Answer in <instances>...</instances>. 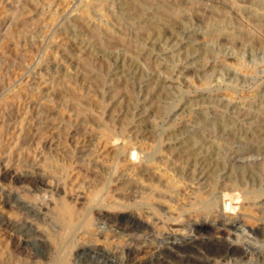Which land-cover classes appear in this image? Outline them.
Instances as JSON below:
<instances>
[{"label":"rangeland","instance_id":"1","mask_svg":"<svg viewBox=\"0 0 264 264\" xmlns=\"http://www.w3.org/2000/svg\"><path fill=\"white\" fill-rule=\"evenodd\" d=\"M125 1L0 0V174L2 166L17 173H40L39 162L46 155L54 156L60 167L74 161L66 183L59 173L50 175L48 181L51 188L60 184L62 195L75 199L79 224L89 220V226L65 232L53 211L42 209L44 218L32 224L44 232L52 253L41 255L42 245L33 239L23 243L12 228L31 222L8 205L12 200L34 213L39 201L27 185L1 175L0 260L114 264L97 252L104 249L111 259L123 261L127 233L88 211L98 205L93 195L110 178L116 181L97 198L115 218L126 213L129 204L136 207L131 203L140 200L139 192L146 196L143 191L150 189L151 182L167 186L177 179L173 169L182 164L175 149L183 139L205 138L204 143L217 151H226L221 148L225 140L245 147L255 144L259 136L264 145V0H142L130 9ZM150 22L152 27L145 28ZM63 94L77 98L91 113L90 123L80 132L63 127L67 121L76 124L83 116L60 103L56 96ZM42 106L46 113H41ZM108 127L121 137L115 140ZM134 141L135 147L143 145V156L156 153L146 167L153 180L139 178L137 171L146 166L145 158L135 166L136 161L128 157ZM65 153L70 155L68 161L62 160ZM224 156L223 170L213 173L212 179L221 183L224 173L227 182L231 175L240 180L243 199L234 214L239 221L231 230L221 235L215 231L218 217L190 211L181 219L198 224L201 218L208 225L203 231L193 227L191 233L182 229L184 223L174 224L173 217L187 201L184 194L197 190L199 184L187 181L186 191L179 182L178 193L183 192L179 196L158 185L157 198L145 199L139 203L143 212L136 211L153 226L146 243L166 246L226 239L246 255L214 264H264V234L257 233L264 225V198H253L252 192L256 189L264 194V164L248 167L240 160L232 162L226 152ZM128 180L140 186L133 200H128ZM49 188L48 198L58 196ZM224 212L227 217L230 210ZM69 241L73 245L67 248ZM87 241L93 250L81 254L78 246ZM35 251L38 256L32 257ZM150 251L148 247L138 260H147Z\"/></svg>","mask_w":264,"mask_h":264},{"label":"bare ground","instance_id":"2","mask_svg":"<svg viewBox=\"0 0 264 264\" xmlns=\"http://www.w3.org/2000/svg\"><path fill=\"white\" fill-rule=\"evenodd\" d=\"M139 1L142 2V0H126L124 2V4H125V6L127 5L126 8L130 9L132 3H138ZM152 1L154 2V0H152ZM149 2H151V1L149 0ZM121 3H123V2H121ZM152 4H154V3H152ZM16 10H17V8H16ZM154 13H155V11H154ZM262 20H263V18H262ZM146 21H148V20H146ZM144 27L147 29L148 28L150 29L152 27L151 22L147 24V27L146 26H144ZM56 97L58 98V100L61 101L60 103L63 106L75 108L79 113L83 114V116H81L82 118L80 119V121H77L76 124H73L72 122H69V121L65 122L63 124L64 129L72 128L73 131H76V132L82 131L83 126H85V124H89L91 121V113L87 112V110H86L88 108H86L85 106L80 104V102L77 101V98H75L74 96H71L69 94L57 95ZM41 111H42L41 113L47 112L45 106H42ZM92 124H94V123H92ZM142 129H145V128L143 127ZM108 130L112 132V134H113L112 136L114 137L115 140H117L121 137L120 134L113 131V129H111L110 127H108ZM172 130H174V129H172ZM140 131H138V132L136 131V132L139 133ZM220 131L224 132L225 129L221 128ZM143 133L145 135V130H143ZM187 134H189V132H187ZM140 135H141V133H140ZM190 135H192V134H190ZM253 135H251L250 137H252ZM170 136H171V134H170ZM175 136H176V134H175ZM144 137L142 136L143 139H144ZM171 137L173 138V136H171ZM194 137H195V134H194ZM134 138H136V136H134ZM167 138H168V136H167ZM198 138L199 137H197L195 139L197 140ZM195 139H193V141H191L189 139H183L180 144L179 143L176 144V145H178V144L180 145L175 150H177L176 153L178 155L179 160L181 161L182 166L180 168L173 169L176 172L177 179L176 180L172 179L170 183L167 182L169 185H167V186L163 185L162 186L161 183L156 185L155 183L151 182L150 183L151 184L150 189L143 191V194L146 193V196H142V194H141V196H139V193H140L139 192L140 191L139 183L136 180H128V200L135 199L134 198L135 193H137V192H139V193L137 194L136 197L140 198V200L136 201L134 203H131V204H134V206H136V207H131L132 205L129 204L128 205V211H126V213H124V214L120 213L115 218L112 217L110 214L112 211H110L108 208L102 207V205L100 204L101 199L99 201V198H97L98 195L103 191V189L106 188L108 190L110 183H114L116 181L115 178H110L108 183H106L104 185V188L98 189L94 193L93 201H95V202L98 201L97 202L98 205L95 204L94 206H91V208L88 210L89 214L93 213L94 216L98 215L99 217L106 220L110 224L113 223L114 226H116L117 228H119L121 230L122 234L126 235V233H127L126 236H128V239L125 240L124 245H123L122 250H121L122 254H125V260H123V261L113 260V259H111L112 256H110L108 253H106L104 251V249L101 251V253H100V250H98L97 252L99 254H101L102 256H104L106 258V260L113 262L114 264H214L213 261H217V260L222 261V260H224L230 256L234 257L235 259H238V258H240V257L242 258L246 255L244 250L240 249L238 246H233L230 242H226L227 241L226 239L224 241L222 239L210 240L208 238V240H203V239L200 240L199 239V240H194V241L189 242V243H182L181 241H180V243L171 242L170 244H168L166 246H160V245L151 246V244L146 243L147 237L148 236L152 237L153 226L148 224L146 221L142 220L141 217L137 215L138 212H143V209L139 206V203H143L142 201H144L145 199L150 200V199L157 198L156 193L158 192V189H159L158 185H161L160 188L167 187V189L171 193L176 192L177 193V194L175 193L176 196L177 195L179 196V195L183 194V192L178 193L180 190V188H177V185L179 182H182L184 184L185 189L188 187L186 184L187 181H190L189 182L190 184L195 183V182H196V184L197 183L199 184V187L197 190H193V191L191 190L189 194H188V192H186L184 194V197H185V199H187V201L183 206L178 208L177 216L173 217V220L176 221L174 224H183L184 223V225L182 226V229H188L189 233L192 232L193 227H195L199 231H203V228L208 224L206 223V221L204 219L202 220L201 218L199 219L198 224H192V223L186 222L184 218L181 219V217H183L187 213V211H190V213L197 212V214H198L197 216H199L201 214H205L207 216L215 215L216 217H218L219 218V226L215 227V231L221 235L228 233L229 230H231V227H233L234 223L239 221V219H237L234 216V214L237 212L240 203L243 201L242 195L238 190V187L240 185L238 182L240 180L237 181V179L236 178L234 179V177L231 175L228 178L229 181L227 182V181H225V180H227V177L226 176L224 177V173H223L220 175V181L222 179H224V181L222 180L223 182H221V183H218V182L214 183V181L212 179V175L215 172L223 170L222 163H223V157H225L224 156L225 152H226L227 158L231 157L232 160L231 159L230 160L232 162H233V160H235V161L240 160V162L242 161L241 164H243L244 166L250 167V165L252 166V165H257V164L258 165L264 164V148H263L264 145L261 146V144H260L261 138H259V136L257 138H254L256 143L247 145L245 147L244 146L243 147L242 146L236 147L234 145V141L233 142H230V141L226 142V140H225L223 143H221L222 144L221 148L223 146L224 150H226V151H223V150L217 151V150L210 149V146H208V143L207 142L204 143L206 140L205 138L202 139V141H195ZM225 139H227V138H225ZM163 141L164 140H162V142ZM198 142H200V143H198ZM135 146H136V141H134L132 146L129 147V149H128V157L130 158V161L135 160L136 163H134V162L133 163L136 166L139 163L143 162V159L145 158L146 160L144 163L146 166L144 168H142L140 171H137V170L136 171L139 172V175H140L139 178L143 179L144 181L153 180V179H151V175H150V171L148 169L149 168L148 165H149V163H152L153 160H155V158L157 157L156 153H152V154L146 153L147 156H146V154H144V156H143L144 149L143 148L140 149L143 145L139 148L135 147ZM169 148H171V146H169L168 149ZM169 150H171L170 152L174 151V149H169ZM219 153H223V155L221 156V155H219ZM74 157H75V155H74ZM79 157H80L79 162H81L82 161L81 156H79ZM69 158H70V155L65 153L63 155L62 160L68 161ZM77 159H78V157H77ZM77 159H75V160H77ZM193 160H195V162H193ZM57 162H58V160L55 159L54 156L46 155L39 162V171L41 170V172L40 173L32 172L33 174L29 173V172L17 173V172H15L11 169H8L4 166L1 167L2 172H1L0 176L2 175L1 177L3 179H7L10 177L13 179L14 182L27 185L29 187V189H31V196L36 198L39 201L38 211L35 210L34 213L27 206H22L21 203L20 204H14V202L11 203L12 200L10 202H8V203H10L8 205L9 206L11 205L12 207L14 206L16 208L17 212L19 211L21 214H25V216H26L25 221L28 220L27 222H29V221L31 222L28 224L23 223L24 225L22 224L20 228L18 227V224L16 223V224H13L12 228L14 229V231H17V233L21 235V237L23 239V243L28 244L30 239H33L38 244L42 245L44 248V253L41 255H48V254L50 255L52 253V246L50 245V242L48 240H46V238H45L46 235L44 234V232L41 231L40 229H37L36 227L33 226L34 224H32L36 220L44 218V217L42 218V216H43L42 209L47 208V209H49V211L51 209L54 213V217L60 223L61 228L63 230H65V232H66V230L76 231L80 226H89V220L84 225L79 224L80 221L78 222V217L80 216V211H79L78 207L76 208L75 199L66 197L65 195H62V192L64 190L62 191V187L60 188V184H56L53 188H51L52 185L48 181V177L50 175H52V174L55 175V173H57V174L59 173L62 176H64V178H65L64 181L66 183V179L69 176V173H71L70 170L74 169V167H73L74 161L73 162L71 161L70 163L67 162V165L64 166L65 165L64 164L62 167H60ZM82 163H83V161H82ZM231 164H233V163H231ZM135 166H133V167H135ZM146 167H148V168H146ZM32 169L37 170L35 168H32ZM132 169H134V168H132ZM129 175H131V171H130ZM93 177H94V175H93ZM162 177H164V176H162ZM49 187L51 188L53 193H56L58 196H55L52 199L48 198V196H47L48 192L47 191H49L48 190ZM244 190L245 189H243V191ZM42 191H43V193H42ZM186 191H189L188 188ZM248 191L249 190H247V192ZM260 191L256 190V189L253 190L252 191L254 193L253 198H260V197L264 198V194L261 193ZM102 196H103V194H102ZM162 196H164V195L162 194ZM34 198H32V199H34ZM14 200H16V199H14ZM103 200H105V199L102 198V201ZM175 201H176V199H175ZM136 203H138V204H136ZM227 210H230V212L226 217V214L224 211H227ZM136 211H138V212L136 213ZM33 215H34V218H33ZM210 217H212V216H210ZM10 224H12V223H10ZM82 232H85V228H84V231H82ZM258 232H260L261 234H264V225L259 227L257 233ZM260 233H259V236L261 235ZM70 234L73 235V233H70ZM72 245H73V242L69 241L67 248L72 247ZM28 247H30V246H28ZM148 247L151 248V251H152L151 254L152 255H150L148 257V259L145 260L144 262H140V260H138V256L141 253L145 252ZM78 248L83 250V251L80 250L82 252L81 254H88L89 253L88 250H91V249L93 250V247L91 245V241L83 242L82 244H80L78 246ZM37 256H38V254L36 253V251L33 252L32 257H37ZM64 260H65V258L60 259L61 263L64 262ZM13 263H15V262H13L12 259H10V258H8V259L5 258L4 260L3 259L0 260V264H13ZM234 263H236V262H234Z\"/></svg>","mask_w":264,"mask_h":264}]
</instances>
